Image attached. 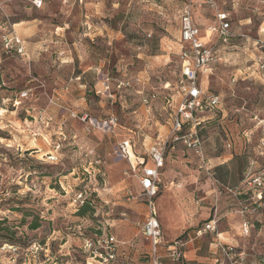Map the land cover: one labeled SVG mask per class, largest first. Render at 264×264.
I'll return each instance as SVG.
<instances>
[{
	"label": "rangeland",
	"instance_id": "rangeland-1",
	"mask_svg": "<svg viewBox=\"0 0 264 264\" xmlns=\"http://www.w3.org/2000/svg\"><path fill=\"white\" fill-rule=\"evenodd\" d=\"M32 1L0 0V264H87L82 240L109 238L107 264H149L140 172L121 157L123 141L136 158L158 140L164 148L157 198L174 212L161 226L162 264H181L166 248L192 239L182 206L205 194L210 219L250 221L239 249L264 256V0ZM186 5L204 42L221 12L232 38L214 39L209 75L198 78L203 101L220 105L175 131ZM14 35L21 53L3 43Z\"/></svg>",
	"mask_w": 264,
	"mask_h": 264
},
{
	"label": "built area",
	"instance_id": "built-area-1",
	"mask_svg": "<svg viewBox=\"0 0 264 264\" xmlns=\"http://www.w3.org/2000/svg\"><path fill=\"white\" fill-rule=\"evenodd\" d=\"M145 1V0H141ZM206 3L213 6L211 0H205ZM42 0H33L32 4L36 8L42 6ZM217 24L209 29L210 32L217 35L218 41L222 45L228 44L232 38L231 26L228 20V14L221 12L216 13ZM180 80L179 90L182 94V100L179 105L177 114L173 120L175 131H180L181 127L192 121V114L205 107L213 108L218 104L217 97H209L203 101V94L198 85V78L200 75L206 74L210 69V65L215 60L214 51L207 47L199 39V29L192 21L191 11L186 5L180 16ZM5 48H11V44L15 43L18 47V53L23 51L22 43L17 36L3 38ZM27 92L19 95L20 99L26 98ZM85 120V118H82ZM118 151L124 159L129 160L131 153V146L128 141H123L118 146ZM150 158L153 162V168L142 167L138 182L142 189V197L146 205V218L141 227V235L150 242L149 250V264H162L159 256V248L161 246L162 232L157 221V211L154 199L158 193V170L163 167V148L160 146H153L149 152ZM215 230L214 222L207 223L202 230L198 231L196 235L202 232H213ZM249 225L247 221L242 223V233L248 234ZM84 250L91 256L92 259L98 261L100 264H107L113 258L112 252L116 247L113 239L105 240H91L84 239ZM11 251L15 252L18 248L5 245ZM40 246V245H39ZM46 246V244L44 245ZM184 246L186 243L175 241L166 248V256L173 262L182 263L184 260ZM29 249H36L35 245ZM28 248L26 251L29 250ZM221 259L219 264H245V253L238 247L230 244H219ZM264 264V260L262 261Z\"/></svg>",
	"mask_w": 264,
	"mask_h": 264
},
{
	"label": "crops",
	"instance_id": "crops-1",
	"mask_svg": "<svg viewBox=\"0 0 264 264\" xmlns=\"http://www.w3.org/2000/svg\"><path fill=\"white\" fill-rule=\"evenodd\" d=\"M199 39L209 48H212V45L215 44L216 41H218L217 35L215 33L207 32L208 41L204 42L203 40L204 38L202 37V33L200 30H199ZM214 39H217V40L215 41ZM208 75H209V72H207L204 75H200V76L207 77ZM76 79L77 81H79L80 77H76ZM209 97H212V96H209ZM213 97H217L218 99V104L215 107H213V108H217L220 105L219 97L218 96H213ZM161 144L162 143L160 140L152 144L150 148L147 150V158L145 157L136 158L131 148V153L133 154V157H134L133 162L130 160V158L128 160L131 169L132 170L137 169L138 172H140L142 167L153 168L154 165L150 158L149 152H150V149L156 145L163 148ZM163 160H164V157H163ZM163 168H164V161H163V167L160 170H158L159 186H160L159 178L161 176ZM216 168L217 169L225 168V166L224 164H219L216 166ZM139 189L142 195V189L140 187V184H139ZM158 193H159V189H158ZM158 193L154 199V202H155L156 211H157V221L161 229V226L162 227L167 226V223H168L167 221H169V215L171 216L174 211L170 204L165 203L161 199L157 198ZM216 199H217V202H216L217 206L220 203H221L220 204L221 206H223V204L226 205V202L224 199H219V198H216ZM212 201L213 200L209 198L208 196H206L205 194L204 197L200 198L199 200H196L195 202L191 203L190 201H185L183 203V206H182L183 218L182 219L185 220L188 216H190L191 226L189 227V231H190L189 233L192 234V239L189 240V242H187L186 244V247L184 250V260L181 264H219V261L221 259L219 244H230V245H233L239 248V244H238L239 241L236 239V237L242 235L240 233L242 230L243 219H241L237 214H234V213L226 214L225 216L221 218L222 220L218 222H216L215 219H210L212 217V208H210L209 206L212 205ZM143 202H144V199H143ZM145 208H146V205H145ZM205 220H206V223L203 224L202 227L197 228L196 230H193L195 226L196 227L198 226V223L200 221H205ZM209 222H214L215 230L213 232L211 231L202 232L200 235H196V233L202 230L203 227ZM248 224H249V230H248V235H249L250 229L252 227L249 220H248ZM143 239L148 244L147 253L149 255L150 242L148 239L144 237ZM79 248L82 249L83 252H85L83 240ZM159 256L161 259L160 248H159ZM263 260H264V256H250V255L248 256L247 255L245 259V264H262ZM94 262L100 264L98 261H95L94 259H92L91 256L88 254L86 263L93 264Z\"/></svg>",
	"mask_w": 264,
	"mask_h": 264
},
{
	"label": "trees",
	"instance_id": "trees-1",
	"mask_svg": "<svg viewBox=\"0 0 264 264\" xmlns=\"http://www.w3.org/2000/svg\"><path fill=\"white\" fill-rule=\"evenodd\" d=\"M83 207L84 206H82L81 209H80V211L78 212V215L79 216H84L86 214V211H85V209ZM38 228H39V225L37 223H35V222L30 226V229L31 230H36ZM3 244H8L9 246H13V247L18 248V249H21V248L22 249H27L29 247V245H27V246H20V245H17L16 243H13V242H7V243L4 242ZM38 245H40V244H38ZM42 245L44 246L45 243H43Z\"/></svg>",
	"mask_w": 264,
	"mask_h": 264
},
{
	"label": "bare ground",
	"instance_id": "bare-ground-1",
	"mask_svg": "<svg viewBox=\"0 0 264 264\" xmlns=\"http://www.w3.org/2000/svg\"><path fill=\"white\" fill-rule=\"evenodd\" d=\"M130 160H131L132 162H133V160H134L132 153H130Z\"/></svg>",
	"mask_w": 264,
	"mask_h": 264
}]
</instances>
